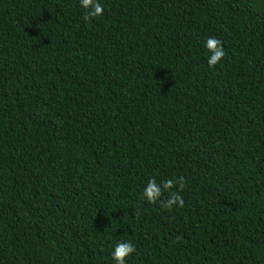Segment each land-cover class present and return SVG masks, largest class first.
Returning a JSON list of instances; mask_svg holds the SVG:
<instances>
[{
  "label": "trees",
  "instance_id": "1",
  "mask_svg": "<svg viewBox=\"0 0 264 264\" xmlns=\"http://www.w3.org/2000/svg\"><path fill=\"white\" fill-rule=\"evenodd\" d=\"M99 2L0 0V264H264V0Z\"/></svg>",
  "mask_w": 264,
  "mask_h": 264
},
{
  "label": "clouds",
  "instance_id": "2",
  "mask_svg": "<svg viewBox=\"0 0 264 264\" xmlns=\"http://www.w3.org/2000/svg\"><path fill=\"white\" fill-rule=\"evenodd\" d=\"M79 6L84 9L83 19L87 22L90 18H95L103 15V5L99 0H78ZM203 47L208 50L207 65L213 68L217 65L221 58L225 55L221 41L214 36H208L203 41ZM177 190L170 191L167 199H160L165 190H170L176 181L167 179L157 184L153 177H149L147 183L143 186L140 197L147 203H160L165 209L172 208L173 205L182 206L184 201L179 189H183V177H179ZM135 251V245L128 240H117L111 250V258L114 264H127L126 257L130 256Z\"/></svg>",
  "mask_w": 264,
  "mask_h": 264
}]
</instances>
